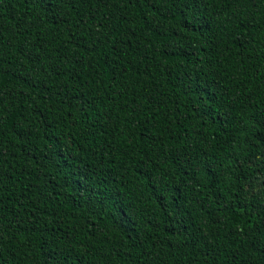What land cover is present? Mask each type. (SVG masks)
Returning <instances> with one entry per match:
<instances>
[{"label":"trees","instance_id":"obj_1","mask_svg":"<svg viewBox=\"0 0 264 264\" xmlns=\"http://www.w3.org/2000/svg\"><path fill=\"white\" fill-rule=\"evenodd\" d=\"M0 264H264V0H0Z\"/></svg>","mask_w":264,"mask_h":264}]
</instances>
